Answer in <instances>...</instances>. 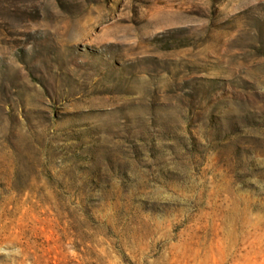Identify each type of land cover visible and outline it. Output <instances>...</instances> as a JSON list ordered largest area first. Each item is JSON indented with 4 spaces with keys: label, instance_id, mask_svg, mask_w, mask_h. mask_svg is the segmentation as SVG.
I'll return each instance as SVG.
<instances>
[{
    "label": "rangeland",
    "instance_id": "obj_1",
    "mask_svg": "<svg viewBox=\"0 0 264 264\" xmlns=\"http://www.w3.org/2000/svg\"><path fill=\"white\" fill-rule=\"evenodd\" d=\"M0 264H264V0H0Z\"/></svg>",
    "mask_w": 264,
    "mask_h": 264
}]
</instances>
